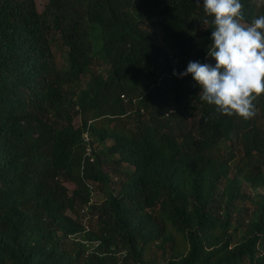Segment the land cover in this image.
I'll return each instance as SVG.
<instances>
[{"label":"trees","instance_id":"16d2710c","mask_svg":"<svg viewBox=\"0 0 264 264\" xmlns=\"http://www.w3.org/2000/svg\"><path fill=\"white\" fill-rule=\"evenodd\" d=\"M263 44L264 0H0V264H264Z\"/></svg>","mask_w":264,"mask_h":264},{"label":"rangeland","instance_id":"374dc122","mask_svg":"<svg viewBox=\"0 0 264 264\" xmlns=\"http://www.w3.org/2000/svg\"><path fill=\"white\" fill-rule=\"evenodd\" d=\"M99 30L97 26H92V29H91V32H90V40L92 41V43L95 45V46H98L97 49H99V45H100V42H99V39L97 41V33L96 31ZM99 32V31H98ZM95 52V50H94ZM264 52V44L262 45V47L259 49V54L261 55V53ZM96 53V52H95ZM237 57L238 59H240V54H237ZM205 64L207 66H210V67H215L219 64V59L216 58V57H212V56H207V58H205Z\"/></svg>","mask_w":264,"mask_h":264},{"label":"built area","instance_id":"2783aa9c","mask_svg":"<svg viewBox=\"0 0 264 264\" xmlns=\"http://www.w3.org/2000/svg\"><path fill=\"white\" fill-rule=\"evenodd\" d=\"M84 140H85V142H88V137H87V135L84 136ZM89 153H90V152H89V148H87V149H86V152H85V156H89Z\"/></svg>","mask_w":264,"mask_h":264}]
</instances>
